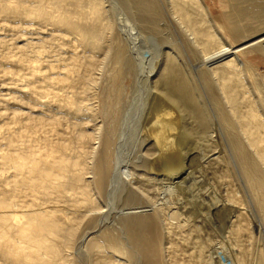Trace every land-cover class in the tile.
Masks as SVG:
<instances>
[{
  "label": "bare ground",
  "instance_id": "obj_1",
  "mask_svg": "<svg viewBox=\"0 0 264 264\" xmlns=\"http://www.w3.org/2000/svg\"><path fill=\"white\" fill-rule=\"evenodd\" d=\"M215 5L0 0V264H264V83L237 56L264 57V0ZM233 157L257 196L204 187Z\"/></svg>",
  "mask_w": 264,
  "mask_h": 264
},
{
  "label": "rangeland",
  "instance_id": "obj_2",
  "mask_svg": "<svg viewBox=\"0 0 264 264\" xmlns=\"http://www.w3.org/2000/svg\"><path fill=\"white\" fill-rule=\"evenodd\" d=\"M206 2L210 7L211 14L214 15V17L216 18V20L220 24L221 23L220 22L221 10H219V8L215 5L216 0H206ZM222 35L224 36L225 39H227V41L231 44L232 47H234L237 44L236 40L234 39V37L230 33L224 32V33H222ZM237 56L244 64H248V65L252 66L254 69H256V72L260 75L258 77V79H259L258 82H259V84L262 85L264 83V80L262 78V75L264 76V57L261 56L259 53L250 51L248 49H245L243 51H239L237 53ZM129 110H130V105L127 106V108H126V111H129ZM182 119L188 121L189 124H187V125H191L194 128H196L198 126V123L194 122V120L192 118H190V116L184 115L182 117ZM208 122H209V126L207 128L208 133H210V132L213 133L214 140L216 142L223 141L224 140L223 134H221V130L224 127L223 122H221L216 116H213V115H211V117L209 116ZM131 123H132L131 122V116H129L127 121H125L121 124L122 130L124 131L123 133L127 134L129 132V130L131 129L130 128ZM181 127H182V123L179 124V129H181ZM179 138H180L181 144H180V146H177L175 148V152H173L171 154L172 155L171 156L172 161L170 162V164H172V165L176 164V163L182 164L183 165V171L196 168L195 165L197 162V158L199 156H195L196 157V159H195V158H192L193 157L192 155L184 156V154H182L183 149H185V147H187L189 144H191L193 136L190 134H187V133H182V130H181L179 133ZM121 140H122V144L124 145L123 146V156H122V162L123 163L122 164L123 165H125V164L129 165L128 163L131 162L135 157V148L132 145V142L135 140H134V137L132 135H130V137L127 139L124 138ZM129 140H131V141H129ZM176 153H178V154H176ZM226 155H228L227 152H226ZM229 155H230V151H229ZM219 168H221V167H219ZM122 169H124V167ZM242 170H243L242 165H240V163H238V159L236 157L235 158L233 157L232 159L229 158V164L226 167L222 168V172H220L219 170H215V172L213 173V183H211V185L209 183V186L205 185L204 187L206 189H211L214 192L215 196L216 195L221 196L222 198H224V194H225L224 190L225 189H228L229 194H231L233 192L232 186H235L237 188L234 193L238 192L243 197H246L250 193L248 191V189L252 192V195L257 196L256 192L252 189V187H253L252 183L248 182L246 180L247 175L244 174V172ZM121 180L124 181V177H121ZM93 196L98 197L95 190H93ZM102 207L104 210H106V212H104L105 214L103 213V215L108 214L107 215V218L109 219V221H107V223H108V222H110V219L112 218L113 214L110 213L111 210L108 207H106L105 203L102 204ZM213 220L214 219H213L212 215L206 216L203 219L202 223L198 224V225L201 224L199 234L201 236L206 235L205 232L207 230V232L208 231L210 232L211 237L220 239L219 236L221 235V233L219 232V230L217 228H215V225L213 224ZM219 220L221 222V216L218 218V222H219ZM195 221H197V220H195ZM191 228H192V226H191ZM192 235H196V234L193 233ZM255 236L257 237V235H255ZM257 240H258L257 241L258 244L260 243V246L263 247L264 246V243H263L264 242V232H262L260 237L258 236ZM179 254H183V255L182 256H176V259L178 261L184 262L183 264H188V262H191L193 259V256H194L193 254H190V251L188 248L186 249V251H184V253L180 249ZM248 261L251 262V264H253V263L255 264V261L252 258H250Z\"/></svg>",
  "mask_w": 264,
  "mask_h": 264
}]
</instances>
